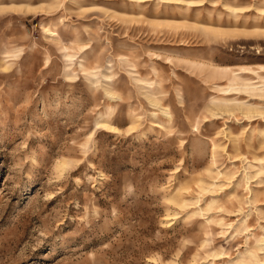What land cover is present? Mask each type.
<instances>
[{
    "label": "rangeland",
    "instance_id": "1",
    "mask_svg": "<svg viewBox=\"0 0 264 264\" xmlns=\"http://www.w3.org/2000/svg\"><path fill=\"white\" fill-rule=\"evenodd\" d=\"M0 264H264V0H0Z\"/></svg>",
    "mask_w": 264,
    "mask_h": 264
},
{
    "label": "bare ground",
    "instance_id": "2",
    "mask_svg": "<svg viewBox=\"0 0 264 264\" xmlns=\"http://www.w3.org/2000/svg\"><path fill=\"white\" fill-rule=\"evenodd\" d=\"M50 33H53V35H55V32L50 31ZM155 104H156V103H155ZM164 113H165L167 116H169V114H168L166 111H164ZM100 125H101V127H102V126H105V127L108 128V129H112L111 126H109V125L106 124V123H101ZM64 163H65V165H66L67 162H64ZM63 165H64V164H63ZM59 168H60V167H59Z\"/></svg>",
    "mask_w": 264,
    "mask_h": 264
}]
</instances>
